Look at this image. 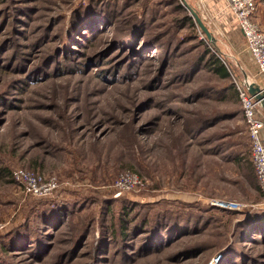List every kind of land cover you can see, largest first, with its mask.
<instances>
[{
    "label": "rangeland",
    "instance_id": "374dc122",
    "mask_svg": "<svg viewBox=\"0 0 264 264\" xmlns=\"http://www.w3.org/2000/svg\"><path fill=\"white\" fill-rule=\"evenodd\" d=\"M185 2L213 43L181 0H0V264H264L237 92L264 80Z\"/></svg>",
    "mask_w": 264,
    "mask_h": 264
},
{
    "label": "built area",
    "instance_id": "2783aa9c",
    "mask_svg": "<svg viewBox=\"0 0 264 264\" xmlns=\"http://www.w3.org/2000/svg\"><path fill=\"white\" fill-rule=\"evenodd\" d=\"M229 12L233 15L237 28L243 36L245 46L255 65L257 75L264 80V27L257 23L255 15L257 12V0H225ZM242 88L237 87L241 101L242 113L246 122L250 143L251 161L255 167L259 190L264 203V139L261 136L264 128V117L260 111L259 103L255 95H251L245 82L242 80ZM260 84V83H259ZM264 89V84H260ZM12 177L15 183L22 187L26 194L34 197H44L52 194L56 189L55 179H43L41 176L26 170H16ZM222 209H241L240 204H227L224 202L214 203ZM4 225L0 224V232Z\"/></svg>",
    "mask_w": 264,
    "mask_h": 264
},
{
    "label": "crops",
    "instance_id": "0c3cea01",
    "mask_svg": "<svg viewBox=\"0 0 264 264\" xmlns=\"http://www.w3.org/2000/svg\"><path fill=\"white\" fill-rule=\"evenodd\" d=\"M198 1H200L201 4H203L213 15L216 16L217 19L222 22V25L225 27V31L228 35H232V37L234 36L231 42L236 46L243 47L244 53L249 57V60L255 69V65L253 64L249 52L246 49L243 36L237 28L235 19L233 15L227 11L225 0H197V2ZM257 5L258 8L255 20L257 23L261 24L262 27H264V0H257ZM247 83L252 82L248 81ZM261 136H263L264 139V128L262 129Z\"/></svg>",
    "mask_w": 264,
    "mask_h": 264
},
{
    "label": "water",
    "instance_id": "95a60500",
    "mask_svg": "<svg viewBox=\"0 0 264 264\" xmlns=\"http://www.w3.org/2000/svg\"><path fill=\"white\" fill-rule=\"evenodd\" d=\"M181 1H182V4H184L183 6L189 11L190 17H192L193 20L196 21L195 23L198 26V28L200 29V31L206 36L208 41L213 43L214 39H213L212 35L210 34V32L208 31V29L206 28V26L204 25V23L200 19V17L197 15V13L190 7V5H188L185 2V0H181ZM252 82L256 85V91L251 92L249 90V93L251 95H255L256 93H258L255 97V100L257 101V103H259L258 106L260 107V110L264 113V104H262V102L264 100V89L256 80H252Z\"/></svg>",
    "mask_w": 264,
    "mask_h": 264
},
{
    "label": "trees",
    "instance_id": "16d2710c",
    "mask_svg": "<svg viewBox=\"0 0 264 264\" xmlns=\"http://www.w3.org/2000/svg\"><path fill=\"white\" fill-rule=\"evenodd\" d=\"M216 59V58H215ZM214 64H215V68L217 70H220V72H223L225 75L227 74V71L226 68L224 67L223 63L219 60L216 59V61H214ZM217 64V65H216ZM217 66V67H216ZM68 216V215H67ZM257 222H253L254 224V227H258L260 229L259 226H262L264 225V221H258L256 220ZM56 222V221H55Z\"/></svg>",
    "mask_w": 264,
    "mask_h": 264
},
{
    "label": "bare ground",
    "instance_id": "6f19581e",
    "mask_svg": "<svg viewBox=\"0 0 264 264\" xmlns=\"http://www.w3.org/2000/svg\"><path fill=\"white\" fill-rule=\"evenodd\" d=\"M246 87H247V89L250 90L251 92L256 91V85L253 84V83H247V84H246ZM257 94H258V93H256L255 96H256ZM262 104H264V100H263Z\"/></svg>",
    "mask_w": 264,
    "mask_h": 264
}]
</instances>
